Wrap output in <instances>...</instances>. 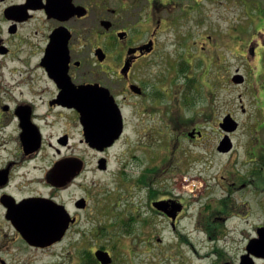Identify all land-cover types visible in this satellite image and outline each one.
Masks as SVG:
<instances>
[{"label":"rangeland","instance_id":"374dc122","mask_svg":"<svg viewBox=\"0 0 264 264\" xmlns=\"http://www.w3.org/2000/svg\"><path fill=\"white\" fill-rule=\"evenodd\" d=\"M20 1L0 0V38L7 37V23L3 21L1 11ZM174 1L194 5V11L181 18L178 24L174 17L181 10L162 13L164 18L173 20V23L170 21L172 26L159 35V50L150 58L148 70L134 77L145 96H130L127 91L124 98L121 86L116 90L119 103H126V126L120 141L105 155L109 160L108 171H97L100 154L80 143L77 121H62L65 127L53 132L55 136L64 132L70 134L69 146L61 155L68 152L71 157L81 160L85 168L60 198L70 202L84 196V186L95 191L99 205L95 209L92 204L88 213L98 215H91L95 220L88 221L84 227H90L91 222L98 224L97 245L110 251L113 264H118V260L120 264H130V260L133 264H145V258L159 261L155 251L154 255L143 253L139 240L147 234L152 235L156 246L155 240H172L167 223L148 210L147 195L151 199L180 198L186 206L190 205L192 215L179 222L183 232H189L190 237L202 245L207 242L206 234L199 232L201 228H222L226 238L229 235L227 243L233 255L241 251L247 236H253L255 227H264V180L259 178L264 175V165L258 161L261 154L264 155V105L259 106L260 110L256 103L258 89L264 91V75L260 77L256 69L250 75L249 65L255 66L250 62L249 54L246 58L249 62L244 61L246 66L240 65V57L235 55L237 51L249 53V48L255 47L258 39L264 41V14L259 12L260 8L264 10V0ZM25 27L26 40L38 42L40 36L32 35L33 23ZM191 35L194 44H190ZM208 35L225 40L221 50L212 46L211 50L215 49L218 56L214 57V63L203 57L210 54ZM229 37H234L231 45ZM250 38L254 39L251 43ZM185 53L192 56L188 59L192 80H188V74L177 65ZM216 60L225 63L224 70H220L222 65L216 64ZM1 65L0 59V74L6 79L2 84L0 75V101L8 99L11 92L19 96L18 93L24 91L23 87L13 90L10 60H7L8 68H1ZM239 65L242 66L240 72L247 77L243 85L227 79L229 75L232 78L231 74ZM19 67L16 81L25 76L20 75ZM42 84L39 82L40 86ZM141 100L145 101L142 103ZM240 103L245 108V115ZM227 113H235L239 125L230 136L231 151L222 155L217 153L216 147L222 138L219 123ZM194 129L202 132V138L194 134L197 141H191L188 136ZM256 154L258 157L253 156ZM153 166L161 169L152 171ZM254 168H258L257 171ZM147 169H150L149 174ZM252 179L254 184L247 183ZM243 183L247 184L241 187ZM191 186L196 190L190 192ZM223 208L226 214H219ZM231 211L236 214L226 218ZM80 218L83 220V213ZM148 220L151 233L147 229L143 231V223ZM75 238L72 233L46 251H33L18 239L7 236L6 246L2 247L6 250L0 251V257L5 264H84L85 258L86 264H94ZM133 240L137 245L131 244ZM133 247L135 252L130 250ZM163 262L167 263L163 260L160 264Z\"/></svg>","mask_w":264,"mask_h":264},{"label":"flooded vegetation","instance_id":"af4514ba","mask_svg":"<svg viewBox=\"0 0 264 264\" xmlns=\"http://www.w3.org/2000/svg\"><path fill=\"white\" fill-rule=\"evenodd\" d=\"M180 2L177 3L174 0H49L48 2L47 0H21L13 4L21 6L18 11L6 14L7 8L12 5L1 11L3 21L7 23V37L0 38L1 68H8L7 60L9 59L12 65L10 74L13 90L23 87L24 91L21 90L18 93L19 96L11 92L8 99L0 101V251L6 250L2 247L6 246L4 240L7 236H12L13 240L18 239L33 251H46L74 233L76 235L74 241L79 239L83 252L87 251L93 257L94 262L96 261L94 264H100L94 254L98 250H106L97 245L99 244V226L91 222L90 227H84L88 221L95 220L91 215H98V213H88L92 204L95 209L99 205L96 193L84 186V196L76 197L70 202L60 198V194L83 174L85 168L81 160L71 157L68 152H66L67 155H61L69 146L70 134L64 132L55 136L53 132L65 127L62 121L68 123L72 120L77 121L81 135L80 143L100 154L97 171L101 173L108 171L109 160L105 155L120 141L126 126L124 115L126 103H119L115 92L120 90L121 86L124 98L127 91L130 92V96L136 95L139 98L145 96L142 86L134 77L148 70L150 58L159 50V35L172 26L173 20L164 18L162 13L181 10V13L174 17L178 24L181 18L194 11V5H182ZM32 23L34 26L32 35L40 36L38 42H30L23 35L26 31L25 26ZM189 39H191L190 44H194L195 39L192 35ZM207 39L211 40V45L207 49L210 54L203 57L214 63V57L218 58V56L215 49L211 50L212 46L216 45L221 50V44L225 43V40L217 38L216 35H208ZM233 40L234 37L228 38L229 45ZM253 40L251 39L249 43ZM242 50H245V47ZM244 52L235 53L240 57V65L246 66L245 62H249L246 60L249 54L252 57L250 62H253L255 66L252 68L249 65L250 75L254 72L253 69H256L260 77H263L264 41L260 42L258 39L256 46L249 48V53ZM191 58V55L185 53L184 57L179 58L181 61L177 64L182 72L188 74V80L193 79L190 75L192 68L188 64V59ZM216 64L220 62L216 60ZM18 65L20 75L25 76L16 81ZM220 65H222L220 70H224L225 63ZM240 69L242 66L237 67L231 75H242L243 84H245L247 77L240 72ZM0 75L3 84L6 79L2 73ZM227 79L232 78L229 75ZM217 80L219 81V78ZM39 82L43 84L40 86ZM68 84H72L76 90L80 88L86 90L83 92L85 97L94 98L83 100L84 103H103L102 100L97 99L99 94H102V90H106L109 96L114 98L113 104L120 110L122 117L121 134L114 141L111 142L109 138L115 130V124L111 122L110 125L103 124L98 130L109 140L90 146L86 140L87 128L81 120L80 112L71 103L62 99L63 89ZM188 86H190L189 83ZM134 89L140 92L139 95ZM258 90L259 98L256 103L258 108L259 106L262 108L264 91L262 88ZM5 95L8 96L6 92ZM144 101L141 100L142 103ZM105 102L108 103L107 100ZM240 107L245 115V108L241 103ZM227 114H231L237 121L235 113ZM195 133L200 138L203 137L202 132L194 129L193 132L188 133L191 141H197ZM223 136L222 132L221 137ZM127 151L129 152L130 149ZM253 156L258 157V154ZM263 156L261 154L258 159L260 163ZM68 161H79L81 165L79 172L66 183L56 184L52 177L55 174L54 171L58 168L61 170ZM101 161L104 162L103 168L99 165ZM121 166L124 165L121 164ZM156 166L151 167L152 171L161 169ZM256 169L258 168H254V171H257ZM145 170L146 168L140 174H143ZM147 172L149 174L150 169H147ZM252 174L255 176L253 172ZM57 175L60 177V174ZM142 179L140 178V181ZM251 182L254 183L253 179L247 181V183ZM247 183L241 184V187ZM157 202L168 203L163 210H159L155 205ZM55 203L64 207L73 222L69 223L60 242L45 248L30 246L22 239L21 230L24 228L12 219L17 218L18 214H25L26 218H30L32 215L50 213ZM146 203L152 215L163 219L170 227L172 240H155L158 243L156 246L152 242V235L147 234L146 237L140 238L143 253L154 255L155 251L156 255L159 254V261L145 258V264H160L163 260L167 262L166 264H241L243 260H249L248 264H264V257H258V243L255 252L251 253L248 250L249 242L258 240V226L255 227L253 236L245 238V243L240 247L241 251L233 255L230 254V245L227 243L229 235L226 238V232L222 228H201L199 232L206 234L207 242L202 245L195 238H191L189 232H183L179 222L192 215L189 212L190 205L186 206L180 198L166 196L151 199V196L147 195ZM80 213L84 215L83 220L80 218ZM232 213L236 214L231 211L226 218H230ZM219 214H226L225 208ZM25 224L30 226L31 221ZM149 224L150 220L143 223V231L147 229L148 233H151ZM131 244L137 245L135 240ZM134 248L130 250L134 251ZM106 252L111 256V264H113V255L110 251ZM117 263L120 264V260ZM129 263L133 264L132 260ZM0 264H5L1 257Z\"/></svg>","mask_w":264,"mask_h":264},{"label":"water","instance_id":"95a60500","mask_svg":"<svg viewBox=\"0 0 264 264\" xmlns=\"http://www.w3.org/2000/svg\"><path fill=\"white\" fill-rule=\"evenodd\" d=\"M49 0H47L48 2ZM21 9V6H12L6 10V14L14 13ZM26 17H24L25 19ZM234 84L243 83V77L240 74H236L232 78ZM133 89V88H132ZM86 90L80 88L78 90L72 84L66 85L63 89L62 99L69 102L74 106L81 114V120L87 128L86 140L90 146H96L98 142H104L109 140L108 137H104L103 133L98 132L99 128L103 124L110 125L111 122L115 124V130L113 135L109 137L111 142L115 140L122 130V117L120 110L114 103V98L109 96L106 90H102V94L97 97L98 100H102L103 103H84L83 100L94 99L89 96H84L83 92ZM136 94L140 92L135 90ZM108 101V103L105 102ZM238 123L233 119L230 114H227L219 127L225 133H232L237 129ZM225 135L222 141L219 143L217 150L221 153H227L232 148V143L228 135ZM100 168H103L104 162H99ZM61 166V165H60ZM64 166V165H62ZM79 161L65 162V166L61 170L56 169L54 172L53 181L58 183H66L72 179L80 170ZM60 174V177L57 175ZM168 202H157L155 205L159 210H163ZM24 205V204H23ZM54 207L50 213L32 215L30 218H26L25 214H18L17 218L12 220L22 225L23 230L22 239L25 240L30 246L45 248L58 243L62 240L68 229L69 223L73 222L69 214L64 210L63 206L53 204ZM21 207V206H20ZM31 221V225L27 226L25 222ZM258 243V257H264V227L258 228V240L254 239L249 242L248 250L252 253L255 252L256 245ZM95 258L100 264H111L112 258L108 252L98 250L95 252ZM249 260H243L241 264H248Z\"/></svg>","mask_w":264,"mask_h":264},{"label":"trees","instance_id":"16d2710c","mask_svg":"<svg viewBox=\"0 0 264 264\" xmlns=\"http://www.w3.org/2000/svg\"><path fill=\"white\" fill-rule=\"evenodd\" d=\"M259 12L263 15V14H264V10H263V8H260V9H259ZM262 164L264 165V156L262 157ZM259 178L264 180V175L261 176V177L259 176ZM87 257H90V256H87ZM91 260L94 261V259H93L92 256H91ZM85 261H86V258L83 259V262H85ZM95 262H96V261H95ZM95 262H94V263H95Z\"/></svg>","mask_w":264,"mask_h":264},{"label":"bare ground","instance_id":"6f19581e","mask_svg":"<svg viewBox=\"0 0 264 264\" xmlns=\"http://www.w3.org/2000/svg\"><path fill=\"white\" fill-rule=\"evenodd\" d=\"M193 187H194V186L189 187V188H190V189H189L190 192H193V191L196 190V189H194ZM197 189H198V188H197Z\"/></svg>","mask_w":264,"mask_h":264}]
</instances>
